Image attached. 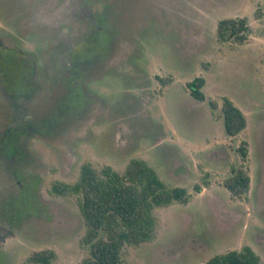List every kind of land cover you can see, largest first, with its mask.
Listing matches in <instances>:
<instances>
[{
	"label": "rangeland",
	"instance_id": "obj_1",
	"mask_svg": "<svg viewBox=\"0 0 264 264\" xmlns=\"http://www.w3.org/2000/svg\"><path fill=\"white\" fill-rule=\"evenodd\" d=\"M243 17L246 42H221L218 23ZM0 43L11 83L33 69L17 100L0 75V264L44 250L81 264L82 198L52 186L134 159L191 199L155 209L156 239L125 246L124 264H205L245 246L264 263V0H0ZM197 77L204 101L188 89ZM224 97L248 119L236 137ZM244 142L251 186L235 198L225 182Z\"/></svg>",
	"mask_w": 264,
	"mask_h": 264
},
{
	"label": "trees",
	"instance_id": "obj_2",
	"mask_svg": "<svg viewBox=\"0 0 264 264\" xmlns=\"http://www.w3.org/2000/svg\"><path fill=\"white\" fill-rule=\"evenodd\" d=\"M257 16L258 19L262 18L260 14ZM250 31V23L246 17L224 19L217 26L218 39L224 43L234 40L242 45L248 39ZM1 55L2 52L0 75L8 88L12 83L13 86L18 84L15 91L10 93V96L17 100L16 98L25 95V92L28 94L26 86L33 82V69L27 68L28 73L26 70L24 74L21 70V74L11 83V78L8 79L5 75L11 65L6 69L8 63ZM78 55V52L72 51L70 58L74 59ZM19 58L20 62L16 67L21 69L20 55ZM204 84L205 79L202 77H197L188 84V89L196 100L206 99L202 90ZM222 101L221 110L226 134L229 137H236L247 127L246 116L229 98L224 97ZM210 106L213 110L218 109V105L213 101L210 102ZM238 153L241 164L237 168H232V177L225 182V188L235 198L244 196L251 186L248 142L239 146ZM201 190L200 186H196L198 193ZM52 193L74 194L82 198L80 211L86 226L83 244L90 248V256L81 264H124L122 252L125 246H140L156 239L158 222L154 214L155 209L169 207L175 202L186 205L191 199L186 188L167 186L153 168L139 159L131 160L122 173L111 166L97 170L92 164L87 163L81 167L79 178L74 184L55 183L52 186ZM55 259L54 251L44 250L30 256L27 264H52ZM205 264L264 263L251 247L245 246L241 251L217 255Z\"/></svg>",
	"mask_w": 264,
	"mask_h": 264
},
{
	"label": "crops",
	"instance_id": "obj_3",
	"mask_svg": "<svg viewBox=\"0 0 264 264\" xmlns=\"http://www.w3.org/2000/svg\"><path fill=\"white\" fill-rule=\"evenodd\" d=\"M238 108H239V107H238ZM242 112H243V111H242ZM243 113H244V112H243ZM244 114H245V113H244ZM245 116H246V114H245ZM246 119H247V116H246ZM247 127H248V119H247ZM247 127H246V128H247ZM246 128H245V129H246Z\"/></svg>",
	"mask_w": 264,
	"mask_h": 264
}]
</instances>
